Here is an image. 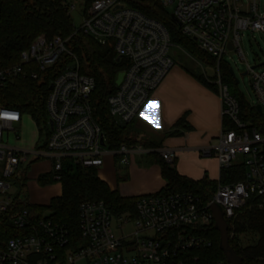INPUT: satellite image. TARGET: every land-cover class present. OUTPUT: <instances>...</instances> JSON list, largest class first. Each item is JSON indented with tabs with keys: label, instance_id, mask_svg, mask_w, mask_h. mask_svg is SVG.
I'll use <instances>...</instances> for the list:
<instances>
[{
	"label": "built area",
	"instance_id": "2783aa9c",
	"mask_svg": "<svg viewBox=\"0 0 264 264\" xmlns=\"http://www.w3.org/2000/svg\"><path fill=\"white\" fill-rule=\"evenodd\" d=\"M130 1L92 0L80 28L111 45L119 61H125L122 80L108 97L111 116L125 124L140 114L175 65L166 26L130 6ZM159 1L166 8L174 5L172 15L182 33L217 58V69L229 51L235 50L245 59L242 31L264 33V12L257 0L247 4L242 0ZM74 8L70 5V10ZM68 40L38 35L21 53V63L0 67L1 89L27 73L37 78V73L25 71V66L36 65L45 71L63 65L47 98L49 136L44 148H21L6 141V133L14 131L22 114L0 103V264H77L80 260L87 264H230L209 253L213 242L200 231L215 225L213 203L223 210L230 239H235L230 225L251 200L264 210V132L239 118V104L220 79L222 120L226 119L230 127L223 125L215 156L221 170L242 164L245 173L241 180L219 183L208 202L191 192L142 195L135 217L114 216L103 200L85 201L78 211V236L65 223L50 216L38 218L29 209L14 178L22 175L30 162L50 160V173L59 180L65 160L99 168L106 154H120L121 162L127 163L130 156L145 150L141 144L125 143L118 150L107 148L90 102L95 80L81 73ZM247 68L256 97L252 104L261 106L264 118V68L257 70L248 63ZM175 156L174 150L161 151L168 163H173ZM239 156L243 157L241 162ZM10 228L17 231L15 236L8 237Z\"/></svg>",
	"mask_w": 264,
	"mask_h": 264
},
{
	"label": "trees",
	"instance_id": "16d2710c",
	"mask_svg": "<svg viewBox=\"0 0 264 264\" xmlns=\"http://www.w3.org/2000/svg\"><path fill=\"white\" fill-rule=\"evenodd\" d=\"M71 0H0V67H11L21 63V53L28 49L38 35L48 38L61 36L68 40L69 49L77 56L81 73L91 76L95 80V88L91 94L90 102L93 116L101 126L107 148L118 150L125 143L137 144L130 137L129 124L120 125L111 116L108 106V97L117 89L118 74L124 70V59L117 61L113 47L103 44L93 36L77 29L70 15ZM92 0H84L85 11ZM130 6L140 10L145 15L162 22L170 35L173 43H183L189 51L199 57H205L209 64L216 70L214 77L207 78L203 74L196 77L210 89L220 92L218 79L228 87L229 93L239 104V118L253 127L264 132V118L256 107L249 102L240 92L238 83L231 74L232 68L223 58L217 69V58L203 50L191 38L184 35L180 25L172 18L167 8L159 0H131ZM63 69L62 64H57L45 71L36 65L25 66V71H35L37 78H32L29 73L20 76L0 89V103L4 106L19 110L22 115H29L39 128L40 137L45 134V139L39 147L44 148L49 136V115L47 111V98L51 92L53 79ZM183 121H178L174 128L177 129ZM226 125V119L223 121ZM41 140V139H40ZM144 146L159 145L152 141H141ZM162 172L166 185L158 193L168 195L172 193L191 192L198 195L204 202H208L215 193L218 182L208 179H193L180 174L173 163L166 162L158 153H153ZM122 155L116 154L117 166ZM30 162L21 177L14 179L20 188V193L25 195L28 181ZM119 167V166H118ZM245 168L242 164H235L229 169L221 170V183L237 182L243 178ZM40 185L59 182L61 194L52 197L48 204H35L25 195V203L36 216L43 217L45 209L51 211L50 217L65 223L74 236L79 235L78 211L81 203L92 200H103L111 213L118 217L137 215V202L139 197H125L118 190H112L109 185L98 175L96 167H85L64 161L61 178L55 179L52 173L38 177ZM255 232L259 240L252 245L240 246L236 239H230V245L241 259L240 264H264V210L260 209L255 201L251 200L238 214L230 231ZM4 233V231H3ZM8 237L15 236L17 231L13 228L6 231ZM212 240L210 252L214 258L228 262L219 247L220 233L212 225L207 231H200ZM229 263V262H228Z\"/></svg>",
	"mask_w": 264,
	"mask_h": 264
},
{
	"label": "crops",
	"instance_id": "0c3cea01",
	"mask_svg": "<svg viewBox=\"0 0 264 264\" xmlns=\"http://www.w3.org/2000/svg\"><path fill=\"white\" fill-rule=\"evenodd\" d=\"M197 74L200 73L175 63L140 114L129 124L130 137L139 141L137 144L143 145L141 141L148 140L157 143L158 147L143 145L145 150L130 156L127 163L120 161L119 167L116 154L104 156V164L97 168L98 175L112 190H118L125 197L158 193L166 181L153 153L161 156V151L167 149L176 152L173 165L180 174L193 179L207 177L217 181L218 185L221 183L215 147L223 128L222 100L219 93L198 80ZM180 120L182 125L175 129ZM21 123L14 126L13 132ZM8 133L6 141L9 143ZM15 139L21 140L20 136ZM40 142L36 141L33 147L39 146ZM37 161H32L28 173ZM50 172L51 169L38 173L37 183L40 175ZM29 180L28 177L27 183Z\"/></svg>",
	"mask_w": 264,
	"mask_h": 264
},
{
	"label": "rangeland",
	"instance_id": "374dc122",
	"mask_svg": "<svg viewBox=\"0 0 264 264\" xmlns=\"http://www.w3.org/2000/svg\"><path fill=\"white\" fill-rule=\"evenodd\" d=\"M248 1L249 0H242L244 4H247ZM70 2L75 5V8L71 9L70 15L73 19L75 27L80 29L85 13L84 0H71ZM257 2L259 4L260 11L264 12V0H257ZM173 9L174 5L167 7L169 13H172ZM241 46L244 51L245 59H242L237 51L232 50L224 55L223 60L233 68L235 76L239 80L238 88L240 92L249 102L255 103L256 97L252 88V79L251 74L248 72L247 63L251 66H257V70L264 68V65H261L264 63V33L242 31ZM170 56L173 58L175 63L196 70L207 78L214 77L216 73V70L209 64L205 57L195 55L189 51L183 43H173L170 47ZM225 127H230V123L227 120ZM15 134L20 136V141L15 139ZM8 138L9 144L11 145H16L21 148H32L36 141L40 139L41 142L44 141L45 134L43 133L40 137L39 128L34 120L30 116H23L22 123L19 126H16L15 132L10 131L8 133ZM242 158V156H239L238 162H241ZM50 169L51 162L45 158H41L33 164L27 175L30 180L25 188V195L28 197L29 201L46 205L52 197L61 193V184L59 182L49 183L42 186L36 181L38 173L47 172ZM21 176L22 175H19V177ZM43 215L50 216L51 211L49 209H45ZM131 229L132 227L128 226L126 230L130 231ZM234 233L235 239L242 247L255 244L259 240V236L255 232L234 231ZM77 264H87V262L86 260H80Z\"/></svg>",
	"mask_w": 264,
	"mask_h": 264
},
{
	"label": "water",
	"instance_id": "95a60500",
	"mask_svg": "<svg viewBox=\"0 0 264 264\" xmlns=\"http://www.w3.org/2000/svg\"><path fill=\"white\" fill-rule=\"evenodd\" d=\"M172 18L174 20L177 21V19L175 18L174 15H172ZM229 48L232 49V44H229ZM120 60V57H117V61ZM261 65H264V63H262ZM257 66H254V68H256ZM231 74L233 75V77H235L236 82L238 83L239 80L236 78L235 73L233 68L230 69ZM123 77V72H120L118 74L116 83L120 84L121 80ZM256 109L261 112V106L257 105ZM118 123L120 125H125L124 121L117 119ZM50 124L52 125V121H50ZM101 144L104 146L105 143L103 141V139L101 140ZM211 211L214 215V220H215V227L217 228V230L220 233V242H219V247L222 250V252L224 253L226 259L228 260V262L230 264H240L241 263V259L240 257L237 255V253L235 252V250L233 249V247L230 245V238H229V234H228V229H229V225L228 222L226 221V219L224 218L223 215V210L221 208V206H219L216 203H213L211 205Z\"/></svg>",
	"mask_w": 264,
	"mask_h": 264
}]
</instances>
